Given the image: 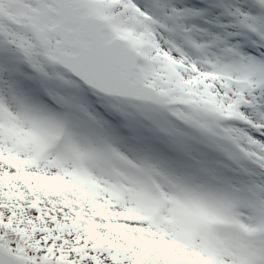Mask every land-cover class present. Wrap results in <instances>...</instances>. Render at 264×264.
<instances>
[{"label": "snow or ice", "instance_id": "1", "mask_svg": "<svg viewBox=\"0 0 264 264\" xmlns=\"http://www.w3.org/2000/svg\"><path fill=\"white\" fill-rule=\"evenodd\" d=\"M0 264H264V0H0Z\"/></svg>", "mask_w": 264, "mask_h": 264}]
</instances>
